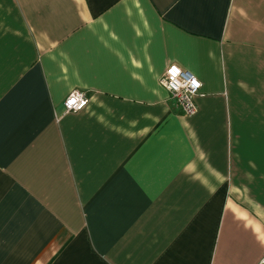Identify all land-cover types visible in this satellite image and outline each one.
<instances>
[{"label": "crops", "instance_id": "1", "mask_svg": "<svg viewBox=\"0 0 264 264\" xmlns=\"http://www.w3.org/2000/svg\"><path fill=\"white\" fill-rule=\"evenodd\" d=\"M263 257L264 0H0V264Z\"/></svg>", "mask_w": 264, "mask_h": 264}, {"label": "built area", "instance_id": "2", "mask_svg": "<svg viewBox=\"0 0 264 264\" xmlns=\"http://www.w3.org/2000/svg\"><path fill=\"white\" fill-rule=\"evenodd\" d=\"M160 82L186 115L197 114L199 107L196 98L200 94L202 83L196 75L176 63H171L165 69ZM88 102L89 97L85 92L73 90L64 102L63 114L79 111ZM260 264H264V257Z\"/></svg>", "mask_w": 264, "mask_h": 264}]
</instances>
